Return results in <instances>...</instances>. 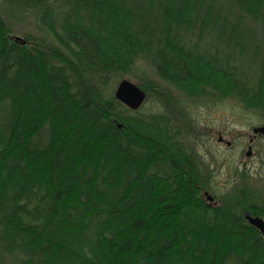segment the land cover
Here are the masks:
<instances>
[{
    "label": "trees",
    "instance_id": "obj_1",
    "mask_svg": "<svg viewBox=\"0 0 264 264\" xmlns=\"http://www.w3.org/2000/svg\"><path fill=\"white\" fill-rule=\"evenodd\" d=\"M16 5L46 38L0 15V264H264L240 213L260 195L206 205L173 118L114 97L133 77L162 109L170 87L264 126V0Z\"/></svg>",
    "mask_w": 264,
    "mask_h": 264
},
{
    "label": "rangeland",
    "instance_id": "obj_2",
    "mask_svg": "<svg viewBox=\"0 0 264 264\" xmlns=\"http://www.w3.org/2000/svg\"><path fill=\"white\" fill-rule=\"evenodd\" d=\"M17 2L18 0H0V15L12 29V37L22 39V35L28 34L40 40L41 37L46 38L36 26L35 15L27 12L21 16L17 11L19 9ZM143 69L140 67L134 71L137 79H142L146 75ZM125 79L136 85L146 99V93L136 84L135 78ZM168 89L172 98L166 109L160 108L153 100L145 102L144 99L145 103L143 102L140 112L160 111L173 118L184 143L200 156L205 177L212 180V184L205 185V190H213L220 201L246 197L252 200L253 192L262 194L264 198V137H258L252 143L253 151L250 156H246L249 139L253 136L252 130L261 126L260 120L230 99L221 102L213 100L205 103L196 102L188 107L187 101L179 93L170 87ZM177 103L178 107L181 106L180 109ZM218 136L232 142L233 147L226 149L225 146L218 145ZM250 188L252 189L249 190Z\"/></svg>",
    "mask_w": 264,
    "mask_h": 264
},
{
    "label": "flooded vegetation",
    "instance_id": "obj_3",
    "mask_svg": "<svg viewBox=\"0 0 264 264\" xmlns=\"http://www.w3.org/2000/svg\"><path fill=\"white\" fill-rule=\"evenodd\" d=\"M258 137H264L261 135H253L251 136V138L249 139V145L247 146L251 148V153L253 151V145L252 143L258 138ZM219 138H222L221 141H219ZM218 145L221 146H225L226 149H231L233 147V143L230 141L225 140L222 136H218V140H217ZM227 143H230V145H227ZM186 150L189 151L192 155V159L195 162V166H194V170H192V177L190 182L192 183V185H195L197 187L196 191H200V199L201 201L205 202L206 205L210 206V207H218V206H222V202H224L225 199L223 201H220L217 198V194L215 192H213V190L209 189V190H205V185L209 186L210 184H212V180H210L208 178L205 177V172H204V168L200 162V156L193 152L189 147H186ZM218 184H217V188H218ZM252 188H250L249 190H251ZM260 195L262 202H259V204H255V203H246L244 205H242V203H240V213L243 212V220L251 227L248 230L250 232L255 233L256 231L261 235V233L252 225H250V223L248 222L247 217H258L261 218L264 221V217L260 216V214H262L264 212V198L263 195L257 192H253L251 194V197L255 196V195ZM210 196V199L209 197ZM230 200V199H229ZM234 200H238V199H234ZM242 200H250V198L246 197L243 198ZM233 201V200H232ZM236 207V206H235ZM262 236V235H261ZM264 239V238H263Z\"/></svg>",
    "mask_w": 264,
    "mask_h": 264
},
{
    "label": "water",
    "instance_id": "obj_4",
    "mask_svg": "<svg viewBox=\"0 0 264 264\" xmlns=\"http://www.w3.org/2000/svg\"><path fill=\"white\" fill-rule=\"evenodd\" d=\"M15 39L17 41L21 40L17 37ZM114 97L119 103L132 111L138 110L142 106L145 99L144 93L136 85L126 79H123L118 83L114 91ZM252 132L253 135L264 136V126L256 127L252 130ZM221 139L222 138H219V141H221ZM227 145H230V143H227ZM250 155L251 148L248 147L246 156ZM208 197L210 199V196ZM247 219L250 225L255 227L264 238V221L258 217H247Z\"/></svg>",
    "mask_w": 264,
    "mask_h": 264
}]
</instances>
